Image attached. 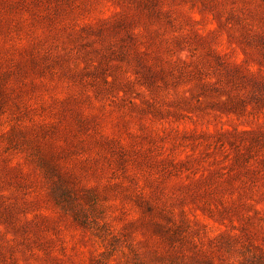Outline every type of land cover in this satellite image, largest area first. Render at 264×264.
<instances>
[{
	"label": "rangeland",
	"instance_id": "rangeland-1",
	"mask_svg": "<svg viewBox=\"0 0 264 264\" xmlns=\"http://www.w3.org/2000/svg\"><path fill=\"white\" fill-rule=\"evenodd\" d=\"M0 264H264V0H0Z\"/></svg>",
	"mask_w": 264,
	"mask_h": 264
}]
</instances>
